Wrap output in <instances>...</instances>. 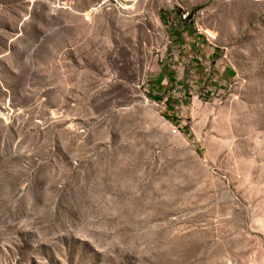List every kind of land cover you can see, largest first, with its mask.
Segmentation results:
<instances>
[{
	"label": "rangeland",
	"instance_id": "374dc122",
	"mask_svg": "<svg viewBox=\"0 0 264 264\" xmlns=\"http://www.w3.org/2000/svg\"><path fill=\"white\" fill-rule=\"evenodd\" d=\"M100 1L0 0V264H264V0Z\"/></svg>",
	"mask_w": 264,
	"mask_h": 264
},
{
	"label": "crops",
	"instance_id": "0c3cea01",
	"mask_svg": "<svg viewBox=\"0 0 264 264\" xmlns=\"http://www.w3.org/2000/svg\"><path fill=\"white\" fill-rule=\"evenodd\" d=\"M175 31H181V36L173 43L174 56L171 58L174 61V67L179 78H183L185 81H189V77H193L195 81L205 83V77L209 75V69L211 65L209 63V57L211 56V48L205 50L203 37L199 36L196 31L191 32L188 25L183 27L175 26L172 28ZM212 74L214 84L206 85V91L210 88L212 90H223L227 84L233 79V72L230 66L223 63L221 60L217 61L212 68ZM173 77L172 75L168 76ZM160 89H163L162 87ZM160 89H157V93L160 94Z\"/></svg>",
	"mask_w": 264,
	"mask_h": 264
},
{
	"label": "built area",
	"instance_id": "2783aa9c",
	"mask_svg": "<svg viewBox=\"0 0 264 264\" xmlns=\"http://www.w3.org/2000/svg\"><path fill=\"white\" fill-rule=\"evenodd\" d=\"M101 1H103V0H101ZM101 1L98 4V7H101ZM111 4H113V3H111ZM188 18H189V12L181 11V12H179V14L176 18L172 17L170 19L169 24L171 27H175V26L183 27L185 25V22L188 20Z\"/></svg>",
	"mask_w": 264,
	"mask_h": 264
}]
</instances>
